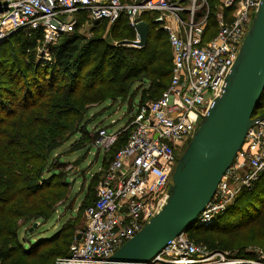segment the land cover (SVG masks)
<instances>
[{"label": "built area", "instance_id": "2783aa9c", "mask_svg": "<svg viewBox=\"0 0 264 264\" xmlns=\"http://www.w3.org/2000/svg\"><path fill=\"white\" fill-rule=\"evenodd\" d=\"M259 5L260 0H216L214 6L208 0H0V43L15 32L40 33L38 54L44 60H49L50 48L80 24L111 26L124 17L134 33L130 42H137L135 26L146 23L144 16L166 34L172 56L169 85L158 99L133 106L124 126L115 132L95 130L93 146L102 153H108L125 131L127 140L112 155L92 205L84 209L79 239L54 264H106L161 210L177 160L220 95ZM262 173L264 120L248 130L192 228L213 224L241 189H252ZM259 263L211 252L184 233L147 264Z\"/></svg>", "mask_w": 264, "mask_h": 264}, {"label": "trees", "instance_id": "16d2710c", "mask_svg": "<svg viewBox=\"0 0 264 264\" xmlns=\"http://www.w3.org/2000/svg\"><path fill=\"white\" fill-rule=\"evenodd\" d=\"M144 20L149 31L142 48L118 44L134 39L124 17L110 26L116 44L99 36L105 22L92 25L90 40L78 33L80 24L50 48L49 60L36 52L40 33L15 32L0 43V264H54L68 254L84 228L76 215L52 235L30 239L33 225L46 223L67 200L69 170L63 171L66 166L59 156H50L72 136L79 137L68 154L90 149L96 139V132L80 128L84 109L121 100L128 113L136 97L140 104L155 101L169 85L172 56L167 36L148 16ZM262 113L264 92L253 115ZM80 132L87 136L85 143ZM127 135L120 134L107 153L108 162ZM101 175L96 174V185ZM93 201H82L79 209L83 212ZM25 226L21 242L18 232ZM186 234L211 252L254 259L245 249L264 248V173L252 189H241L213 224Z\"/></svg>", "mask_w": 264, "mask_h": 264}, {"label": "water", "instance_id": "95a60500", "mask_svg": "<svg viewBox=\"0 0 264 264\" xmlns=\"http://www.w3.org/2000/svg\"><path fill=\"white\" fill-rule=\"evenodd\" d=\"M148 31V25L140 22L135 26L138 41L118 44L142 48ZM263 92L264 0H260L220 95L177 160L165 204L106 264H147L169 241L195 225L248 130L264 120V113L253 115ZM79 237L77 234L76 240Z\"/></svg>", "mask_w": 264, "mask_h": 264}, {"label": "rangeland", "instance_id": "374dc122", "mask_svg": "<svg viewBox=\"0 0 264 264\" xmlns=\"http://www.w3.org/2000/svg\"><path fill=\"white\" fill-rule=\"evenodd\" d=\"M111 27L105 26V28L100 32V37L103 41L116 44L114 40L110 37ZM81 36L84 37L85 40H90L94 37V35L90 32V28L84 27L80 32H78ZM134 48V47H133ZM40 43L36 47V52L40 51ZM137 84H135L136 88ZM138 103V97L133 100V106L135 107ZM128 105L121 100L115 101H106L100 105L92 106L84 109L82 114V118L80 121V128L82 131L84 127L87 128L88 131L95 132L96 128L103 127L106 128L107 132H115L122 128L127 121L128 118ZM82 143H85L87 136L82 134ZM78 135L72 136L67 142H65L60 149L55 151L50 157L54 159V157L59 156L60 162L65 164L66 167H61L63 171H68V177L66 178L67 182L70 184V187L67 191V200L64 204L59 205L57 208V212L53 215L46 223L41 224L40 222H36V227L31 230L35 231L30 239L32 242L41 237H47L55 233L64 222L68 220L74 219V217L78 216V220H80V227L85 225V218L83 212L79 209L80 203L83 200L86 204L91 203L95 196V188H96V173H98L99 169H106L108 166L109 155L107 153H102L96 150L94 146H91L90 149L83 147L81 150L76 151L74 153L68 154V149L70 144L78 139ZM67 154V155H65ZM62 155V156H61ZM50 163V160H49ZM48 175V174H46ZM98 184V183H97ZM85 196V197H84ZM70 205L71 210H68V206ZM79 206V207H78ZM78 209V210H77ZM77 215V216H76ZM30 226V225H29ZM29 226L23 227V229L19 230L18 236L20 241L25 237V229ZM34 226V225H33ZM27 246L26 243H23ZM247 253H250L255 257L256 260L259 261V264H264V248L258 245H248L245 249Z\"/></svg>", "mask_w": 264, "mask_h": 264}, {"label": "crops", "instance_id": "0c3cea01", "mask_svg": "<svg viewBox=\"0 0 264 264\" xmlns=\"http://www.w3.org/2000/svg\"><path fill=\"white\" fill-rule=\"evenodd\" d=\"M82 25H84V24H81V25H80V30H79V31H81V30L84 28ZM81 26H82V28H81ZM88 28H89V27H88ZM90 29H91V27H90ZM96 129H97V128H96ZM120 129H121V128H120ZM103 172H104V170H103V168H102V166H101V168L99 169L98 173H100V175H101V173H102V175H103ZM98 173H96V174H98ZM102 175H101V176H102ZM94 196H95V192H94ZM84 197H85V196H84ZM83 200H84V198H83ZM83 200H82V201H83ZM82 201H81V202H82ZM80 204H81V203H80ZM58 207H59V206H58ZM58 207H57V208H58ZM69 207H70V205L68 206V210H71V207H70V208H69ZM78 207H79V206H78ZM77 210H78V209H77ZM56 212H57V209H56V211H55V214H56ZM55 214H54V215H55ZM64 224H65V222L61 225V227H62ZM61 227H60V228H61ZM60 228H59V229H60Z\"/></svg>", "mask_w": 264, "mask_h": 264}]
</instances>
